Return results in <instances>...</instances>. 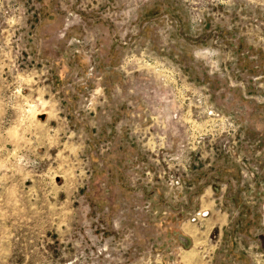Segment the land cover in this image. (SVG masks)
<instances>
[{
    "label": "rangeland",
    "instance_id": "rangeland-1",
    "mask_svg": "<svg viewBox=\"0 0 264 264\" xmlns=\"http://www.w3.org/2000/svg\"><path fill=\"white\" fill-rule=\"evenodd\" d=\"M0 264H264V0H0Z\"/></svg>",
    "mask_w": 264,
    "mask_h": 264
}]
</instances>
